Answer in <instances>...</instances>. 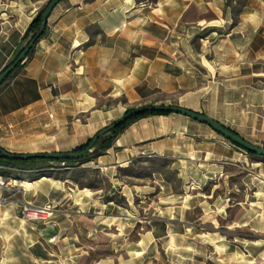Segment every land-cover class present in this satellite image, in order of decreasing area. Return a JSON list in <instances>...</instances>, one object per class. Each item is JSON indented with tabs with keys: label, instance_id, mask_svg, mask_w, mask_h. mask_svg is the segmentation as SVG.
<instances>
[{
	"label": "crops",
	"instance_id": "crops-1",
	"mask_svg": "<svg viewBox=\"0 0 264 264\" xmlns=\"http://www.w3.org/2000/svg\"><path fill=\"white\" fill-rule=\"evenodd\" d=\"M47 1L0 0V73ZM229 1L61 0L0 89V146L17 154L80 146L121 110L154 101L205 114L264 148V0L238 12ZM254 157L171 113L138 119L88 162L108 190L62 170L12 168L19 190L0 201V264H264V159ZM155 158L177 174V190L169 172L140 183L119 175ZM24 203L56 213L27 220ZM50 222L53 240L39 232Z\"/></svg>",
	"mask_w": 264,
	"mask_h": 264
},
{
	"label": "water",
	"instance_id": "water-1",
	"mask_svg": "<svg viewBox=\"0 0 264 264\" xmlns=\"http://www.w3.org/2000/svg\"><path fill=\"white\" fill-rule=\"evenodd\" d=\"M60 1L61 0H50L48 4L45 6L41 14V24H40L39 30L37 31L35 36L28 43H26V45L24 46L22 51L18 54V56L0 73V86L3 84L6 78L14 71V69L20 63H24L26 61L27 55L29 54L30 50L35 46L37 40L44 34L46 26H47V21H48V18L51 12L53 11L55 6ZM150 112H168V113H176V114L187 116L193 120L207 124L212 129L217 131L219 134L223 135L225 138H227L228 140H230L232 143L242 148L243 150H246L258 156L264 157L263 147L257 146L247 141L246 139L241 137L239 134H237L233 130L219 123L217 120L205 114L198 113V112H195L193 110H190V109H187L181 106L167 105V104H145V105L136 106L126 111L121 117L116 119L110 125L101 129L92 138L88 146L82 151H78V152L61 151V152L17 154V153L9 152L0 146V154L10 160H30L34 158L52 159V160H76V159L84 157L89 152H92L96 141L101 136L105 135L106 133L114 129L115 127L125 123L127 120L139 114L150 113ZM39 232L41 236H43V238L47 240H53L54 237L58 234L59 228L57 227L55 223L50 222V223H46L43 226H41Z\"/></svg>",
	"mask_w": 264,
	"mask_h": 264
},
{
	"label": "rangeland",
	"instance_id": "rangeland-1",
	"mask_svg": "<svg viewBox=\"0 0 264 264\" xmlns=\"http://www.w3.org/2000/svg\"><path fill=\"white\" fill-rule=\"evenodd\" d=\"M49 1L50 0L47 1L45 6L48 4ZM235 1L236 2H234V3L229 1L227 3V6H229V7L231 6L235 12H238L245 5L246 0H235ZM45 6L43 8H45ZM5 83H3V85ZM153 103H155V102L154 101L142 102L141 105L153 104ZM136 106H138V105L128 106L126 108L127 110H121L120 113H118L117 115L114 116L115 119L112 120L106 126L110 125L116 119L121 117L126 111H128V110H130ZM99 131L100 130H98L93 136H91V138H93ZM88 140H86L83 144H85ZM83 144H81V145H83ZM77 147H79V146H76V147L58 146L57 147L58 150H55L52 152L72 151V150L76 149ZM63 149H65V150H63ZM105 152L106 151H104L103 154ZM12 153H14V152H12ZM96 157H97L96 155L90 154V156H88L84 160H81L78 162H64V163H62V162L44 161V162H39L37 165L50 166L49 168H47V170L48 169H55L59 172H60V170H62L61 172H63L64 174H67L71 179H73L74 182H77L80 186L86 185V186L93 187V188H102L104 190H108L111 186V183L108 180V178L100 171V169H98V168L94 167V165L88 163L90 161H94L96 159ZM254 159H259V157L255 156ZM26 166H29V165H26ZM19 167H21V166L20 165H17L15 167L14 166H4V168L0 169V171H1L0 175H2L5 180L6 179H14V178L17 179V175L15 174L16 171L12 170V168H19ZM66 168H70V169H66ZM170 168L171 167H169V163L167 162V160H162L159 158H155V159H151V160H136L128 168L121 169L119 171V175L121 176V178L123 180L127 181L128 183H140L143 178H144L143 180H146V178H145L146 175L151 174L154 170H160V171H163L165 173L169 172V174L167 175L166 178L172 183L174 189L177 190L181 186V181L177 178V174L173 173ZM19 169H21V168H19ZM232 170L235 171L236 167H233ZM43 172H48V171H43ZM237 183L238 182H236V184ZM241 197H242L241 193L236 196L237 199H241ZM15 199H17V197L11 198L10 200H15ZM120 202L123 203V200H120ZM234 209H237V208L235 207ZM235 213H236V210H235ZM242 232H243V229H236V231H235V233H240V234H242ZM245 233H247V231H245ZM246 235H249L251 237L253 236L251 233L250 234L247 233ZM209 264H214V263L209 262Z\"/></svg>",
	"mask_w": 264,
	"mask_h": 264
},
{
	"label": "trees",
	"instance_id": "trees-1",
	"mask_svg": "<svg viewBox=\"0 0 264 264\" xmlns=\"http://www.w3.org/2000/svg\"><path fill=\"white\" fill-rule=\"evenodd\" d=\"M43 10H44V8L41 9L36 14V16L31 21L29 27L27 28V30H26V32H25V34L23 36V41L25 42V44L28 43L35 36V34L37 33V31L39 30V27H40V24H41V14H42ZM41 37L37 40V42L41 39ZM37 42H36V44H37ZM23 48H24V46L21 48V50L18 52V54L22 51ZM34 48H35V46L30 50L29 54L27 55V58L31 56V54L34 51ZM18 54H17V56H18ZM22 66H23V63H20L14 69V71L6 78V80L3 83H5L9 78H11L17 72V70H19ZM1 86H0V88H1ZM168 114H171V113H168V112H150V113L139 114V115H137V116H135V117L127 120L125 123H123V124L115 127L114 129H112L111 131H109L108 133H106L105 135L101 136L96 141V143H95V145L93 147L92 152H89L84 157L79 158V159H76V160H52V159H38V158H34V159H30V160H10V159H8L5 156H2L0 154V165H2V166H14V167L17 166V165H20L21 167H19V168H21V169H34V170L35 169H40L41 170V169H47L50 166H40V165H37L39 162H44V161H48V162H78V161L84 160L85 158H87L88 156H90V154H94L96 156H100V155L103 154L104 151H107L110 147H112V145L114 144V142L116 141V139L132 123H134L138 119H140L142 117L149 116V115H168ZM91 140H92V138H90L85 144L77 147L76 149H74L72 151L78 152V151L84 150L88 146V144L91 142ZM246 152L249 153L252 156H256V157H259L261 159H264L263 156H258L256 154L251 153V152H248V151H246ZM26 165H29V166H26Z\"/></svg>",
	"mask_w": 264,
	"mask_h": 264
},
{
	"label": "built area",
	"instance_id": "built-area-1",
	"mask_svg": "<svg viewBox=\"0 0 264 264\" xmlns=\"http://www.w3.org/2000/svg\"><path fill=\"white\" fill-rule=\"evenodd\" d=\"M19 188L16 179H4L0 175V189L8 192L7 196L0 199L1 202H8L11 198L16 197ZM56 213V207L52 205L34 206L32 204L24 203L22 207L23 217L27 220H33L41 223L48 222Z\"/></svg>",
	"mask_w": 264,
	"mask_h": 264
}]
</instances>
